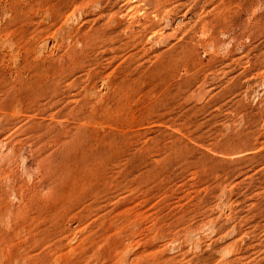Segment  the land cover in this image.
Returning <instances> with one entry per match:
<instances>
[{
    "label": "rangeland",
    "instance_id": "374dc122",
    "mask_svg": "<svg viewBox=\"0 0 264 264\" xmlns=\"http://www.w3.org/2000/svg\"><path fill=\"white\" fill-rule=\"evenodd\" d=\"M0 264H264V0H0Z\"/></svg>",
    "mask_w": 264,
    "mask_h": 264
}]
</instances>
